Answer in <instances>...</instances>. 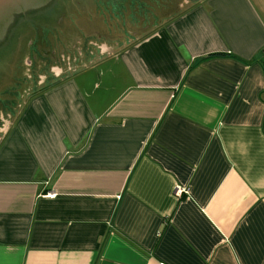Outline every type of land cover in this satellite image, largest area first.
I'll use <instances>...</instances> for the list:
<instances>
[{"label":"crops","instance_id":"0c3cea01","mask_svg":"<svg viewBox=\"0 0 264 264\" xmlns=\"http://www.w3.org/2000/svg\"><path fill=\"white\" fill-rule=\"evenodd\" d=\"M91 4L0 94V264H264V0Z\"/></svg>","mask_w":264,"mask_h":264},{"label":"rangeland","instance_id":"374dc122","mask_svg":"<svg viewBox=\"0 0 264 264\" xmlns=\"http://www.w3.org/2000/svg\"><path fill=\"white\" fill-rule=\"evenodd\" d=\"M83 2L84 0H50L41 8L14 16V23L6 37L0 41V94L3 90L10 89L9 87H15L31 40L37 41L45 37L53 42L55 37L61 40L65 35L78 39V30L93 27L83 19L85 12L90 11L92 14L94 11L92 0H86V9H83ZM42 15H46V19L38 20ZM33 50H38V46H34Z\"/></svg>","mask_w":264,"mask_h":264},{"label":"water","instance_id":"95a60500","mask_svg":"<svg viewBox=\"0 0 264 264\" xmlns=\"http://www.w3.org/2000/svg\"><path fill=\"white\" fill-rule=\"evenodd\" d=\"M50 0H0V41L15 15L38 9ZM41 6V7H40Z\"/></svg>","mask_w":264,"mask_h":264},{"label":"flooded vegetation","instance_id":"af4514ba","mask_svg":"<svg viewBox=\"0 0 264 264\" xmlns=\"http://www.w3.org/2000/svg\"><path fill=\"white\" fill-rule=\"evenodd\" d=\"M41 7V6H40ZM38 20H40V21H44L45 19H46V15H42V16H40L39 18H37ZM14 23V19L12 20V22H11V24L8 26V28L6 29V32H5V37H6V35H7V32L9 31V29H10V27H11V25ZM21 25V24H20ZM24 25V24H23ZM22 25V26H23ZM21 26V27H22ZM56 38V37H55ZM33 40H31L29 43V48H28V51H27V55H31L32 56V59H35L34 58V56H35V54H36V51L34 52V50H33V48H34V46H36L37 45V41H34V44L31 46V42H32ZM39 52H42L41 50L39 51ZM43 68H44V66L42 65V64H35L34 65V67H31V66H29V67H27L25 64H23V69L22 70H20V75L22 76V78H23V80H24V83L26 84V86L24 87V89H27L28 88V85H30L31 84V77L35 74V73H37L38 71L39 72H42V70H43ZM24 84V85H25ZM22 89H23V87H22ZM0 123H4V119L1 117V115H0ZM2 128H0V134H1V132H2Z\"/></svg>","mask_w":264,"mask_h":264},{"label":"built area","instance_id":"2783aa9c","mask_svg":"<svg viewBox=\"0 0 264 264\" xmlns=\"http://www.w3.org/2000/svg\"><path fill=\"white\" fill-rule=\"evenodd\" d=\"M181 193H182V190H180V189H176V191H175V195H176V196H180Z\"/></svg>","mask_w":264,"mask_h":264}]
</instances>
